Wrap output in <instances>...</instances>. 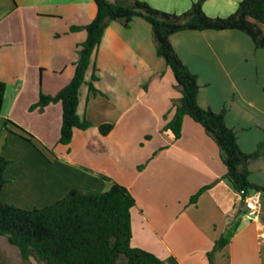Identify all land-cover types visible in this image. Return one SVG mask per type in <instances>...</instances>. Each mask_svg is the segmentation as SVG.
<instances>
[{"label":"crops","instance_id":"0c3cea01","mask_svg":"<svg viewBox=\"0 0 264 264\" xmlns=\"http://www.w3.org/2000/svg\"><path fill=\"white\" fill-rule=\"evenodd\" d=\"M143 1L181 13L193 0ZM239 1L205 0L202 9L209 16H226ZM96 10L93 0H0V80L5 83L0 153L9 161L0 200L31 209L54 202L72 187L105 191L112 180L135 200L131 246L165 264H264V241L258 239L256 222L246 217L238 191L223 177L226 167L215 141L186 115L178 137L163 130L180 92L143 18L134 17L126 27L110 21L103 32L79 89L77 114L90 127L75 128L70 142L61 144V103L30 109L40 92L55 94L71 80L86 31L70 26L87 24ZM170 41L197 75L201 107L218 112L226 108L229 93L237 94L238 103L226 108L225 123L241 150L253 152L264 141V116L256 113L264 109L259 98L264 49L235 29L183 30ZM94 62L96 93L87 84ZM5 119L31 134L33 142ZM105 123L112 128L102 134L99 125ZM247 165L249 179L264 186V154ZM258 192L264 222V196ZM220 238L226 242L212 252ZM0 239L8 241L5 235Z\"/></svg>","mask_w":264,"mask_h":264},{"label":"trees","instance_id":"16d2710c","mask_svg":"<svg viewBox=\"0 0 264 264\" xmlns=\"http://www.w3.org/2000/svg\"><path fill=\"white\" fill-rule=\"evenodd\" d=\"M93 1L97 7L94 18L87 24L70 26L71 31H86L85 40L78 44L71 80L55 94L40 92L38 100L30 106V109L42 110L49 103H61L59 142L68 144L75 128L91 126L89 120L77 114L79 89L85 83L86 70L105 28L113 20L126 27L134 17H141L150 24L156 53L171 69L180 92L174 102V114L163 130L178 137L183 117L189 116L219 147L226 167L224 179L237 191L263 192L264 186L249 179L247 164L250 158L264 154V142H259L252 153L242 151L235 131L225 123L226 109L216 112L199 105L197 75L181 60L170 36L183 30L235 29L248 35L256 49H264V30L260 27L264 24V0H240L236 9L226 16L207 15L202 9L205 0H193L181 13L163 11L143 0H130L127 6L110 0ZM92 69L87 84L89 90L96 93L98 90L93 85L97 78L95 62ZM4 91L5 83L0 80V111ZM5 123L14 125L22 137L33 142L32 135L23 128L9 119H5ZM111 128L112 124L99 125L102 134ZM8 163L0 153V192ZM111 182L105 191L72 187L54 202L31 209L0 200V235H5L8 242L18 248L24 260L33 258L40 264H165L155 254L130 245V209L135 200L125 186ZM202 189L191 197V203L196 201ZM225 242L223 238L217 240L212 252Z\"/></svg>","mask_w":264,"mask_h":264},{"label":"rangeland","instance_id":"374dc122","mask_svg":"<svg viewBox=\"0 0 264 264\" xmlns=\"http://www.w3.org/2000/svg\"><path fill=\"white\" fill-rule=\"evenodd\" d=\"M260 27L263 29L264 27V24H260ZM250 65V64H249ZM230 96L227 98V103H226V108L229 109L228 107H231V104L237 102L238 103V99H237V94L236 93H229ZM260 98V101L261 103L264 102V94L261 93V95L259 96ZM225 108V109H226ZM264 110V109H263ZM263 110H257L256 113L259 114L260 117H263V113L264 111ZM252 113H254V111H252ZM253 116V115H252ZM264 142V141H263ZM257 149V147L255 148V150ZM254 150V151H255ZM252 153V152H250ZM263 155V154H262ZM260 157V156H259ZM257 158V157H256ZM251 159V158H250ZM263 186V185H262ZM263 196H264V191H263ZM7 254H10V257H9V261L11 262V264H29L26 260H24L22 258V256L20 255V252L18 250V248L14 245H11L10 243H8V241H6L4 239V241H2L0 239V264H8L6 262V257H7ZM22 258L23 262L21 263L20 261L17 262V263H13L14 260H16L17 258ZM14 258V259H13ZM37 263V264H40L38 263L36 260H32L31 259V264H34V263Z\"/></svg>","mask_w":264,"mask_h":264},{"label":"built area","instance_id":"2783aa9c","mask_svg":"<svg viewBox=\"0 0 264 264\" xmlns=\"http://www.w3.org/2000/svg\"><path fill=\"white\" fill-rule=\"evenodd\" d=\"M238 194L243 202V206L246 209V217L250 221H254L258 227V239L264 241V222L259 219V207L260 198L258 191L245 192L243 190L238 191Z\"/></svg>","mask_w":264,"mask_h":264}]
</instances>
